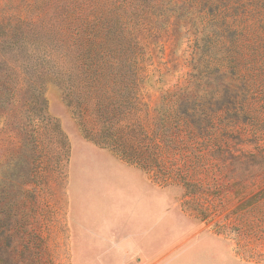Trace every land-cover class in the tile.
Returning a JSON list of instances; mask_svg holds the SVG:
<instances>
[{
    "label": "rangeland",
    "instance_id": "1",
    "mask_svg": "<svg viewBox=\"0 0 264 264\" xmlns=\"http://www.w3.org/2000/svg\"><path fill=\"white\" fill-rule=\"evenodd\" d=\"M3 79L0 264H264V0H0ZM125 166L156 187L151 259Z\"/></svg>",
    "mask_w": 264,
    "mask_h": 264
},
{
    "label": "crops",
    "instance_id": "2",
    "mask_svg": "<svg viewBox=\"0 0 264 264\" xmlns=\"http://www.w3.org/2000/svg\"><path fill=\"white\" fill-rule=\"evenodd\" d=\"M124 169L123 180L128 198L123 225L124 242L133 244L135 252L143 255V259H151L155 256L156 244V187H151L138 169L127 166Z\"/></svg>",
    "mask_w": 264,
    "mask_h": 264
},
{
    "label": "trees",
    "instance_id": "3",
    "mask_svg": "<svg viewBox=\"0 0 264 264\" xmlns=\"http://www.w3.org/2000/svg\"><path fill=\"white\" fill-rule=\"evenodd\" d=\"M79 71L81 72H86V70H84V67H79ZM15 84V83H14ZM13 82H11L10 80L9 81H6V80H2L0 81V93L1 95H5L7 96V98L9 97V94H10V99H9V104H11V109L9 111V109L4 113L3 112V109H2V106H0V116H3V113L5 114L4 117L7 118L8 122H10L12 119L15 118V106L17 104V100L15 99V96H16V91H17V85H14ZM35 84H31L29 85V88L30 90L32 89V87H34ZM90 86L91 85H87V83L81 85L80 87H71L69 89V93H78V94H84L85 92H88L90 91ZM21 91H23V87L21 86L19 88ZM39 95L42 97V93ZM3 103V100L0 98V104ZM81 111L82 113L81 114H84L85 111H86V106H83L81 108ZM45 127L47 128L49 126V123L47 122H42ZM36 132V131H35ZM138 142V141H137ZM109 147L112 146V149H114V151H116L118 154L120 153L121 156H123L124 158H128L127 160L130 161L131 163H138V162H141L143 160V156H142V152H140L138 149L135 148V144L136 142H134L133 140H130V141H127L125 140L123 144L117 142V141H109ZM140 143V142H138ZM113 144V145H111ZM126 144H128V146H126ZM141 144H144V143H140V147L139 149H142L144 148V146H142ZM124 145V146H122ZM107 146V145H106ZM122 146V147H120ZM128 147V148H127ZM142 147V148H141ZM153 149V147H152ZM153 160H157V157H153Z\"/></svg>",
    "mask_w": 264,
    "mask_h": 264
}]
</instances>
